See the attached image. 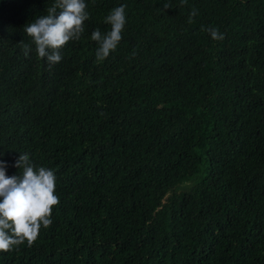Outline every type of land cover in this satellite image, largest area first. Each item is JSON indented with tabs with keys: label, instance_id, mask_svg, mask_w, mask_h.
Listing matches in <instances>:
<instances>
[{
	"label": "trees",
	"instance_id": "trees-1",
	"mask_svg": "<svg viewBox=\"0 0 264 264\" xmlns=\"http://www.w3.org/2000/svg\"><path fill=\"white\" fill-rule=\"evenodd\" d=\"M84 2L50 65L23 29L55 0H0V161L28 154L59 198L0 264H264V0Z\"/></svg>",
	"mask_w": 264,
	"mask_h": 264
},
{
	"label": "clouds",
	"instance_id": "clouds-1",
	"mask_svg": "<svg viewBox=\"0 0 264 264\" xmlns=\"http://www.w3.org/2000/svg\"><path fill=\"white\" fill-rule=\"evenodd\" d=\"M187 0H181L186 3ZM165 3L164 9L170 8ZM125 5L114 8L106 17L111 25L107 34L99 29L93 31L91 39L98 43L97 61L105 60L115 51L122 39L126 24ZM84 0H55L46 9V15L25 25L24 32L31 37L39 58H46L50 65L62 60L60 50L72 40H79L84 32V22L89 19ZM197 11L193 9L188 23L193 22ZM207 31L213 40H223L218 29ZM22 44V41L20 42ZM27 58L31 46L22 44ZM15 167L22 169L19 176H7V165L0 161V252L12 251L14 247L27 242L31 246L37 239L41 226L45 229L52 224V210L59 204L55 195V174L45 167L35 168L28 154H20Z\"/></svg>",
	"mask_w": 264,
	"mask_h": 264
},
{
	"label": "rangeland",
	"instance_id": "rangeland-1",
	"mask_svg": "<svg viewBox=\"0 0 264 264\" xmlns=\"http://www.w3.org/2000/svg\"><path fill=\"white\" fill-rule=\"evenodd\" d=\"M189 185H190V184H186V186H189ZM184 189H185V188H182L181 191L184 190Z\"/></svg>",
	"mask_w": 264,
	"mask_h": 264
}]
</instances>
